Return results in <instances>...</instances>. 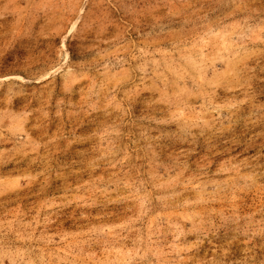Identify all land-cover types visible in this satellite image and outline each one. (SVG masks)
Wrapping results in <instances>:
<instances>
[{
    "label": "rangeland",
    "instance_id": "374dc122",
    "mask_svg": "<svg viewBox=\"0 0 264 264\" xmlns=\"http://www.w3.org/2000/svg\"><path fill=\"white\" fill-rule=\"evenodd\" d=\"M0 264H264V0H0Z\"/></svg>",
    "mask_w": 264,
    "mask_h": 264
}]
</instances>
